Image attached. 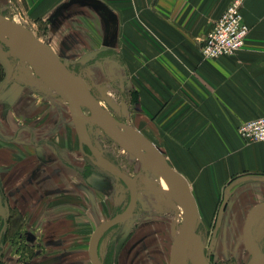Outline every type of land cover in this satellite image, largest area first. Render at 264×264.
<instances>
[{"label":"crops","instance_id":"obj_1","mask_svg":"<svg viewBox=\"0 0 264 264\" xmlns=\"http://www.w3.org/2000/svg\"><path fill=\"white\" fill-rule=\"evenodd\" d=\"M120 1L127 3L126 24L112 28L113 12L105 4L108 13L76 0H23L31 26L46 29L37 38L70 67L125 66L137 105L133 127L188 181L200 223L245 225L249 211L264 202V142L247 143L238 133L242 122L264 116V0H245L251 32L243 50L216 60H204L200 49L232 0ZM139 23L152 27L157 43L139 32ZM29 78L48 86L36 74ZM27 85L12 81L0 93V179L18 211L13 235L19 233L36 253L39 241L31 228L45 222V211L68 209L71 197L69 172L59 166L63 155L55 156L56 169H39L35 149L48 136L58 149L70 139L59 134L63 125L54 127L47 117L52 105L39 102L37 93L25 100ZM77 136L71 132V140ZM225 195L229 201L220 214ZM100 251L109 257L108 249ZM162 254L159 264H166ZM119 255V264L136 261L126 251Z\"/></svg>","mask_w":264,"mask_h":264},{"label":"rangeland","instance_id":"obj_2","mask_svg":"<svg viewBox=\"0 0 264 264\" xmlns=\"http://www.w3.org/2000/svg\"><path fill=\"white\" fill-rule=\"evenodd\" d=\"M101 2L113 12L111 27H124L127 3L120 0ZM0 12L12 21L32 28L36 37L43 36L39 30H46L43 25L40 27V24L39 29L31 26L23 0H0ZM148 27L147 24L139 23V32L144 31L145 36L157 43L155 31ZM2 44L0 42L1 51H8L9 48ZM8 57L12 59L14 68L12 81L31 85H27L25 100L34 99V93H37L39 102H46L49 107L52 105L47 117L54 123V127L63 125L59 127V134L70 139V143L58 149L51 143L53 138L48 136L51 141L43 144L45 148L37 146L35 153L38 156L39 169H50L52 166L56 169V163L52 162L56 160L57 154L63 155L59 166L69 172L66 176L69 178L71 199L67 204L68 209L58 208L43 212L45 222L39 221L40 223L31 228L39 241L38 251L35 253L24 243L19 233L13 235L14 229L18 228L15 225L17 220H14L18 211L12 208L10 199L13 195L6 192L5 181L0 179V264H92L88 256L92 235L100 224L128 212L132 196L130 186L103 169L99 165L100 160L81 143L79 136L77 140H71V132L76 133V128L68 101L53 88L31 80L29 77H34L35 74L27 62L13 56ZM70 68L81 76L89 90L114 117L133 127L132 117L137 107L134 104L135 90L132 89L131 77H126L124 65H107L103 66L102 70L94 65H75ZM5 74L0 61V82ZM81 111L91 115L83 105ZM84 129L101 158L117 165L138 183V201L134 216L125 222L109 226L112 228H105L99 235L97 247L109 251V257H103L102 251L99 250V262L119 264L120 250H123L136 258L135 262L132 260V264H159L164 250L166 264H170L172 246L180 232L184 211L171 195L166 178L140 163L96 124L85 122ZM137 130L146 135L143 130ZM66 132H70V136L66 135ZM44 149L46 154L42 151ZM53 221L58 222L56 224L52 223ZM243 228L244 220L237 226L216 220L211 224L197 223L196 229L204 243L207 264H247L251 254L245 245ZM251 238L253 244L264 253V210H261L253 221ZM20 248L23 250L22 254L17 251ZM196 255L195 245H190L185 264H195Z\"/></svg>","mask_w":264,"mask_h":264},{"label":"water","instance_id":"obj_3","mask_svg":"<svg viewBox=\"0 0 264 264\" xmlns=\"http://www.w3.org/2000/svg\"><path fill=\"white\" fill-rule=\"evenodd\" d=\"M76 1L93 3L108 13L107 7L99 0ZM0 29L6 34L5 38L0 37V42L9 48L8 51H2V53H0V61L6 72L4 79L0 82V91L13 79V63L12 59L8 56H13L28 62L39 77L68 101L80 141L100 160L99 165L112 175L122 179L130 186L132 196L131 206L128 212L100 224L92 235L90 241V257L92 263L101 264L97 258L95 243L103 230L109 226L125 222L133 216L138 201V183L132 176L124 172L117 165L101 158L97 153L93 141L89 135L83 131L81 124L82 120L96 124L108 137L137 158L140 163L148 167L150 165H157L170 177L179 192L184 211V218L180 232L172 246L170 264H180L183 247L190 238H194L196 242L197 255L195 258V264H207L204 255V243L201 235L196 229V224L200 223L201 219L198 217L197 204L191 191V187L185 177L171 165L167 157L157 148V146H155L141 132L114 117L109 110L102 105L101 101L89 90L85 81L71 70L70 64L63 62L56 57L47 46L35 36L31 29L12 21L1 12ZM22 36L25 38L24 42L20 39ZM76 100L80 102L91 113V115H86L79 111L75 102ZM121 131L128 132L138 141L126 139L121 135ZM228 201L229 196L225 195L220 207V214L225 210ZM261 209H264V202L255 205L249 211L244 225V241L246 248L251 254V258L247 264H264V253L253 244L251 238L255 215Z\"/></svg>","mask_w":264,"mask_h":264},{"label":"built area","instance_id":"obj_4","mask_svg":"<svg viewBox=\"0 0 264 264\" xmlns=\"http://www.w3.org/2000/svg\"><path fill=\"white\" fill-rule=\"evenodd\" d=\"M245 0H232L222 15L213 23L201 46L204 60L235 56L245 47L251 27L245 22ZM238 133L247 143L264 142V116L242 122Z\"/></svg>","mask_w":264,"mask_h":264},{"label":"bare ground","instance_id":"obj_5","mask_svg":"<svg viewBox=\"0 0 264 264\" xmlns=\"http://www.w3.org/2000/svg\"><path fill=\"white\" fill-rule=\"evenodd\" d=\"M0 37L2 38H5L6 37V34L3 32V30L0 29ZM20 39L24 42L25 41V38L22 36L20 37ZM0 53H2L1 49H0ZM22 61H25V60H22ZM26 62V61H25ZM28 63V62H27ZM29 64V63H28ZM30 66V64H29ZM31 67V66H30ZM32 68V67H31ZM33 69V68H32ZM34 71V69H33ZM35 73V71H34ZM37 75V73H35ZM37 77H39L37 75ZM44 83H46L41 77H39ZM47 84V83H46ZM48 85V84H47ZM49 86V85H48ZM76 104H77V107L79 109V111H81V107H82V104L80 102H78L77 100L75 101ZM82 112V111H81ZM81 124H82V127H83V131L85 133H87V131H85L84 127H85V121L82 120L81 121ZM121 135L123 137H125L126 139H129V140H132V141H138L136 138H134L131 134H129L128 132H125V131H121ZM150 168H152L154 171H156L157 173L161 174L162 176H164L167 180V185L168 187L170 188V191H171V195L176 199V201L182 206V202H181V198H180V195H179V192L174 184V182L170 179V177L168 175H166L160 168L159 166L157 165H150L149 166ZM190 245H195L196 247V242H195V239L194 238H190L188 240V242L185 243L184 247H183V251L181 253V259H180V264H185L186 262V258H187V251L189 249V246ZM197 250V248H196Z\"/></svg>","mask_w":264,"mask_h":264},{"label":"flooded vegetation","instance_id":"obj_6","mask_svg":"<svg viewBox=\"0 0 264 264\" xmlns=\"http://www.w3.org/2000/svg\"><path fill=\"white\" fill-rule=\"evenodd\" d=\"M136 210V209H135ZM243 231H244V228H243ZM251 258V257H250Z\"/></svg>","mask_w":264,"mask_h":264}]
</instances>
